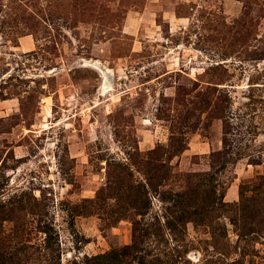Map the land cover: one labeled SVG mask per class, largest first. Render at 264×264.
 <instances>
[{
	"label": "rangeland",
	"instance_id": "obj_1",
	"mask_svg": "<svg viewBox=\"0 0 264 264\" xmlns=\"http://www.w3.org/2000/svg\"><path fill=\"white\" fill-rule=\"evenodd\" d=\"M0 264H264V0H0Z\"/></svg>",
	"mask_w": 264,
	"mask_h": 264
},
{
	"label": "water",
	"instance_id": "obj_2",
	"mask_svg": "<svg viewBox=\"0 0 264 264\" xmlns=\"http://www.w3.org/2000/svg\"><path fill=\"white\" fill-rule=\"evenodd\" d=\"M95 68H97L104 77V82L107 83L108 81L112 80V72L108 69H106L105 67L98 65V64H93Z\"/></svg>",
	"mask_w": 264,
	"mask_h": 264
}]
</instances>
